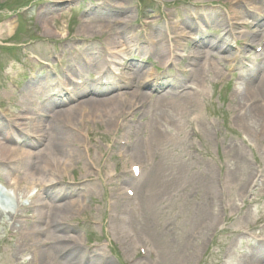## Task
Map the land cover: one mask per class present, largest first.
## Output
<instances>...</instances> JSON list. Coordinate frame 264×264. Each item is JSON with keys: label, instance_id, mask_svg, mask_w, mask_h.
<instances>
[{"label": "rangeland", "instance_id": "1", "mask_svg": "<svg viewBox=\"0 0 264 264\" xmlns=\"http://www.w3.org/2000/svg\"><path fill=\"white\" fill-rule=\"evenodd\" d=\"M163 40L172 42L167 54ZM208 40L230 50L190 60ZM260 66L264 0H0V122L35 113L24 102L49 74L51 92L38 93L73 97L62 108L73 109L81 129L66 148L69 170L51 185L15 188L22 170L0 165V207L12 209L16 198L28 206L12 220L0 215V264H248L245 254L264 247V181L249 187L264 168V147L234 109ZM80 89L103 91L98 100L140 96L133 111L123 97L116 113L89 118L116 102L80 110ZM11 146L26 147L23 139ZM37 195L62 207L52 229L62 239L57 253L41 242L27 247V230L47 227L34 216ZM256 222L254 237L232 233ZM37 233L47 240L50 231Z\"/></svg>", "mask_w": 264, "mask_h": 264}, {"label": "bare ground", "instance_id": "2", "mask_svg": "<svg viewBox=\"0 0 264 264\" xmlns=\"http://www.w3.org/2000/svg\"><path fill=\"white\" fill-rule=\"evenodd\" d=\"M186 24L189 25V21L186 22ZM190 27H192V25H190ZM45 28L46 30L51 29L49 28V25H46ZM251 33L257 34V30H253ZM219 42L220 41L217 40H208V43H211V46L209 48L206 47L208 51H206L205 47H196V51L190 57V60L194 59L193 62H196L197 60H199L198 58L201 57V54L213 51H209V49H217V47L220 49L224 48L223 46L219 45ZM163 43L164 46L162 50L167 54L172 47V42L163 40ZM115 44V42H112V44L110 45L111 47L109 48V50L111 51H109V54L116 53L113 51V49L115 48ZM229 50L230 49H228V47H225L221 52H226ZM210 56L213 57V54ZM82 61L78 58V62L76 64H73L72 67H77V64L79 62L81 63ZM86 65H94V60H90L89 62L87 61ZM48 75L46 74L44 76V80L40 79L42 84L39 85L40 87L38 91L33 90L34 86L30 87L31 89L29 92H35V95L32 94L33 97L31 98V101L24 102H29V105L37 106L38 108L35 109V113H28L27 111H25L20 113V116L13 115V119L9 122H6L5 124L3 122L4 119H2L0 122V132L3 134V137L0 136V165L12 167L15 171L22 170L23 174L22 179L18 175L16 176L15 182L13 183V187L15 188H20L22 181L26 183V188L28 189L36 188L35 185L37 184L40 188H43L49 184L51 185L52 183L56 182L55 175L57 176L56 172L58 170L59 174L64 177L69 170L66 165L70 161L69 157L71 156L70 151H68L66 148L72 144L77 145V143L80 142L79 139L81 135L79 134L81 133V129L76 123L77 115L73 113V109L62 108L69 103L71 104L74 98H69V102L67 103L66 101H60L53 97V93L48 94V98L46 99L41 98L40 93H38L40 92V90L44 92H51L50 88L53 84L49 83ZM140 80V83L147 82L148 78L147 76H143ZM35 84L37 85V83ZM100 84H104V82L101 81ZM79 93H81V96H85V100L81 101L78 105L80 110H86L88 106L91 107V105L93 106V104L96 102H110L109 104H111V102L115 103L116 101L120 102L123 100V97H125L129 101V111H133L132 108L135 106V100L137 101L138 97L140 96L139 91H136L133 93L132 99H130L129 95L124 96V94L118 93L117 95H114L108 99L98 100L94 96L104 94L103 91L97 89H80L75 95L78 96ZM152 94L153 93H151V96ZM142 96L147 97L148 94L143 93ZM244 96H246V98H241L242 101L240 100L237 103L236 108L234 109L237 112L235 120L242 124V127L245 128V132L250 133V135L254 136L258 148H262L264 147V66H260L256 72L249 74V78L247 82H245ZM18 105L20 106V103L15 104V106H13V109L19 110V108H16ZM111 106H113V110L109 108H107L106 112L96 110L88 116L89 118H102L104 116H109L111 113H116V110H118L117 102ZM51 111L53 112V115L49 118ZM246 118L248 120H246ZM21 126L31 130L30 133L28 135L22 134L21 136V133H19L18 130L19 128H21ZM227 126L229 129L232 128L230 124H228ZM13 133L16 134L14 135ZM231 134L233 135L234 133ZM17 135H20L22 138L20 136L18 137ZM19 139L20 141L23 139V144H25L26 146L25 148L20 150L11 146V143L14 140ZM88 177L89 174L81 175L82 179ZM262 177L264 178V168L261 169V173H258L251 178V180L249 181V187L252 184L259 185L261 183V180L264 181L263 179H261ZM86 181L89 182V180ZM8 184L10 185L11 183ZM261 187V190L263 189L262 191L264 192V182ZM38 197L39 195H37V200H32V202H34L33 206L35 208H38L36 209L37 214H34V216L38 219L36 220V222L45 220V222L47 223V227H41L40 229L37 228L36 230H34L35 228L28 229L27 238L29 240L26 243L27 247L33 248V250H35L37 247H40L42 244H44L49 245L50 248H53L57 253L59 250H62V239L60 236L55 235L52 229L54 227L57 228L60 226L59 223L61 222L59 221V215L57 212L59 209L61 210L62 207H55V205L48 206V203L41 201V197L39 199ZM254 199L255 201H259L258 197ZM263 200L264 195H262V201ZM15 202L16 206L12 209H9L7 206H1L0 215L2 216V214L7 213L9 219L12 220L13 216H19L17 213L18 208L27 210L28 206L22 203L18 198H16ZM74 205V203L70 204L71 207ZM44 207H48V210L45 211L43 209ZM258 222L251 224V226L249 227L240 226L231 228L232 233L238 234L237 236H242L240 235L241 233H247V235L254 237L253 230L257 228L256 225ZM49 231L50 234L49 237L46 238L47 240H42L35 236L37 232L40 234H46ZM40 242L42 244H40ZM263 242L264 241H262L261 243ZM37 254L33 251L34 260L37 259ZM245 256L250 261V264H263L264 247L251 248L245 254Z\"/></svg>", "mask_w": 264, "mask_h": 264}]
</instances>
